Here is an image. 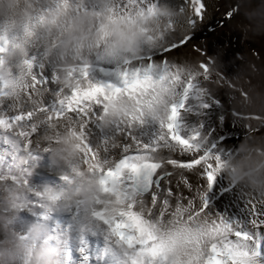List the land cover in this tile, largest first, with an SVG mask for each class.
I'll list each match as a JSON object with an SVG mask.
<instances>
[{"label":"snow or ice","instance_id":"obj_1","mask_svg":"<svg viewBox=\"0 0 264 264\" xmlns=\"http://www.w3.org/2000/svg\"><path fill=\"white\" fill-rule=\"evenodd\" d=\"M188 2V23L194 28L203 21L207 6L204 0ZM44 3L46 6L25 29L28 37L48 23L50 16L56 23L55 17L70 6L76 15L103 11L99 4L89 5L86 0ZM159 6V0H115L107 10L112 22H133L143 17L159 22ZM180 11H184L183 6ZM234 11L229 12V18ZM69 26L65 22L63 27L66 30ZM103 30L101 23L97 32ZM166 30H174L172 21H167ZM143 31L148 33L149 29ZM188 39L154 43L148 35L142 55L118 60L115 46L109 47L106 36L103 46L96 45L102 51L90 54L91 58L80 57L70 71L77 83L71 89L61 85L57 68L50 67L51 63L33 44V53L19 73L30 105L26 109L5 102L8 86L0 78V139L10 146V151L0 154V165L9 171L14 166L20 149L14 150L12 136L23 139L21 147L37 159L38 153L50 151V143L55 142L42 141L43 133L53 126L57 132L64 128L74 132L86 146L81 148L83 168L90 176H100L103 190L114 194L117 204L122 205L114 206L108 201L93 210L95 223L78 230V247L76 231L69 223L79 216L78 209L61 218L63 226L50 224L53 234L68 242L65 264H264V192L249 190L245 212L236 219L210 207L207 193L224 175L223 170L237 150L224 151L203 131V125L189 128L190 117H202L211 107L210 93L202 81L211 78L214 61L192 67L169 59L167 54ZM10 46L12 39L0 28V57ZM93 56L119 64L102 63L93 75ZM106 76L115 79L105 80ZM243 95L247 99L248 93ZM169 98L165 121L149 120V109ZM121 100L130 102L131 114L126 121H116L111 132H105L100 124L109 115V103ZM7 155H11L12 162H6ZM108 161L111 164L105 167L102 162ZM169 168L180 170L175 184L171 177L176 173ZM82 177L77 167L63 173L65 187L56 193H41L25 179L24 186L31 192L30 211L37 221H51L49 209L64 200V189L74 186L79 192ZM234 181L231 187L241 186ZM181 186L187 194L180 190ZM94 239L102 240L103 246L94 245ZM97 246L102 250L100 259L92 256ZM177 246L182 249L179 258L173 254Z\"/></svg>","mask_w":264,"mask_h":264},{"label":"rangeland","instance_id":"obj_2","mask_svg":"<svg viewBox=\"0 0 264 264\" xmlns=\"http://www.w3.org/2000/svg\"><path fill=\"white\" fill-rule=\"evenodd\" d=\"M86 2L89 5H100V0H86ZM167 3H169V0H159V5ZM204 3L207 6L204 19L202 22L198 21L194 28L189 26V18H185L183 20H180L181 22L179 21L178 24L174 26L173 31L168 32L166 30V22L164 29L165 34L160 38V42L156 41L154 36L150 34L149 30L148 34L146 35L141 54L129 55L123 58L117 56L116 58L118 60H123L130 56L142 55L145 45L146 43H148V35H151L153 37L154 43H179L186 37H190L187 43L175 48L173 51L168 53V58L178 63L190 65H198L201 62L209 63L210 61H214V70L212 72V75H217L224 81V83L220 84L222 88L227 89L229 87L230 89H237V94H232L231 96L229 95V99L227 101L221 96L220 92L214 90L213 86H211L210 83L205 82L204 84H207L208 86L203 85V87L207 90L208 93H210L211 107L205 111L202 117H190L188 120L189 128L195 129L200 125H203V131L208 134L213 139V141L217 143L224 151L237 150V155H235V157L230 161L239 160L241 158L240 148L242 143H247L253 146H264V0H204ZM32 5H35L36 11L34 15L29 16L28 11ZM44 6H46L44 0H22V3H18L15 6L10 3V0H0V23L5 24V27L3 28L5 30V34L10 39H12L11 47L16 48L18 45L23 46L21 54L24 56V59L21 61V71H23L24 69L25 59L29 58L33 53V44L44 54L47 61L51 63L50 67L53 66V63H56L58 64L57 68L62 67L60 66V64H65L70 61L79 62L80 57L91 58V55H95L98 51H102V49H99L97 51H89L84 55L80 54L77 51L66 59L61 51L62 40H46L42 36L38 35L40 29L37 30L34 35L27 37V33L25 31L26 28H23V30L19 32V34L21 33L23 37H27V39L23 37L20 38L18 33L16 35L13 34L12 31H17V29L13 28L10 19L12 20L14 17L13 22L17 20V16H20V20L22 19L23 21H26L28 19V21L26 22L27 27L30 25L33 18L39 14L40 9ZM176 8L178 9V7ZM242 9H245L244 14L246 18L245 20L239 19V21L244 25V37L239 41L240 34L233 29L231 31H227V37H223L222 31L226 30L234 21L240 18V16L243 14V12H241ZM233 10L235 11L233 12L231 18H229L228 14ZM161 22L162 21L160 20L158 23ZM29 40L32 43H29ZM223 42L224 44H222ZM92 62L93 75L96 74L97 66L102 63L112 64L113 66H118L119 64V62L117 61L106 60L103 57L95 56L92 57ZM0 68L2 67L0 66ZM236 71H238L239 74L235 73ZM9 76L10 75L8 73L2 75V77H4L5 79H7ZM69 78L70 80L67 83H61V85L66 89H71L77 86L76 81L72 79L71 76H69ZM104 79L114 80L115 78L112 76H107L104 77ZM245 92L248 93L247 99L243 95V93ZM238 98H244V101L247 100L245 105H236L235 100H237ZM168 102H170V98L168 101L162 99L159 107L155 109H149V111L147 112V118L149 120H154L156 123L165 121L166 104ZM28 105L29 104L26 103L23 109H26ZM109 105V115L105 117L100 124L101 128L105 132H111L112 125L116 121H126L128 119V116L131 114V106L129 101L121 100L118 104L110 102ZM22 107L20 105L19 109H22ZM247 111L253 113L248 114L246 113ZM113 112H118L119 115H113ZM228 117H231L229 121H232V125L229 126V129H227L226 127V121ZM216 127L220 128V130L216 129ZM57 147L58 146L50 147V151L49 153L47 152V155L49 156L50 154L52 156H55L54 152ZM74 156L75 149L70 158H68V156L66 155L65 158L55 157L58 159L57 162L60 166H65V164L67 165L69 163H72V158ZM171 171L176 172L177 170L172 169ZM2 177L3 175L0 177V181L4 180ZM13 178L21 179V177L17 175H13ZM29 182V184L33 187L41 188L42 183L39 184L38 182H34L31 180H29ZM234 182L237 183L236 181ZM47 188L49 187L47 186ZM50 188L49 189L51 191H56L53 190L52 186ZM232 188L233 187H231V185H228L223 189V193L229 192L230 190L233 191L234 188ZM241 196L242 192H240L234 199V206L236 208H238L239 204L243 201ZM100 203L101 201L97 200L95 206H92L90 210H95L100 205ZM7 204L0 203V210L4 211L5 205ZM13 205L19 206L20 204L13 203ZM32 207L31 192H29L27 199L22 203L23 213L26 215H30L31 217L33 215V212L30 211ZM4 221V226H1L3 225V223L2 221L0 222V237H2V241H4V244L5 242H7V244L5 246L2 244L3 242L0 241V247L5 246L4 251L9 253L6 258V263L0 264H12L14 252L10 253V246L15 245L13 244L15 242L13 239L16 238L18 242L25 235H23L22 230L12 232V235L6 230L7 228L11 229L12 225L10 226V224L17 225L19 220L11 222L7 219H4ZM33 224L35 227V233H37L38 236L41 237V230L38 228V226L44 227V223L42 222L41 225H38V222L35 223L33 221ZM22 239L24 241L25 238ZM64 242L65 244L61 246L62 253L67 251L68 248V242ZM93 244L95 245V243ZM27 246H29V242ZM178 247L179 246H177L176 249ZM181 250L182 249H180L177 256L180 255ZM101 251L102 250L99 249V246L94 248L92 250L94 258H101ZM35 253V250H33L32 256H34ZM24 254L27 255L26 253ZM77 259H79V256H77ZM23 264L32 263H26L24 261Z\"/></svg>","mask_w":264,"mask_h":264},{"label":"bare ground","instance_id":"obj_3","mask_svg":"<svg viewBox=\"0 0 264 264\" xmlns=\"http://www.w3.org/2000/svg\"><path fill=\"white\" fill-rule=\"evenodd\" d=\"M167 4L173 7L174 6L178 7V9L179 7L183 6L188 17L191 14V10H190L191 6L188 0H169V3ZM244 11L245 9H242L241 12H243V14L240 16V18L234 21L226 30L222 31L223 37H227V31H231L232 29L237 31L240 34L239 41L244 37V25L241 24L242 22L239 21V19L245 20L246 16L244 14L245 13ZM17 17H18L17 20L14 22H13L14 17L12 20L10 19V22L13 28L17 29V31L15 30L12 31L14 35H16L17 33L19 34V32L23 30V28H26V22L28 21V19L26 21H23L22 19L20 20L21 18L20 16H17ZM4 27H5V24L0 23V28L3 29ZM19 37L22 38L23 35L20 33ZM23 38H26V37H23ZM222 44H224V42ZM22 49H23V46L18 45L16 48H13L10 46L8 50L3 54V56L0 57V66L2 67L0 68V77L2 78L3 84L8 86V94H7V98L5 102L11 101V103L14 104L18 109L20 108V105L21 107L23 106L22 107L23 109L25 104L28 103L26 99V95H25V89L21 87V84L23 83V81L19 77V72L22 70L21 61L24 59V56L21 54ZM77 64L78 62L70 61L65 64H60V66L62 67L57 68L58 64L53 63V66H55L59 72L60 83H63V82L67 83L70 80L69 73L75 66H77ZM6 73L10 75L7 79L2 77V75ZM235 73L239 74L238 71H236ZM205 82L210 83V85L213 86L214 90L220 92L221 96L227 101L229 99V95L231 96L232 94H237V89L234 90V88L230 89L229 87L227 89L222 88L220 84L224 83V81L221 78H219L217 75H214V74L211 75L210 80L202 81V85L206 86L207 84H204ZM237 100H235L236 105L238 104L245 105V103L247 102V100L244 101V98H240V99L238 98ZM246 113L252 114L253 112L247 111ZM230 119L231 117H228L226 121L227 129H229L230 128L229 126L232 125V121H229ZM216 129L220 130V128L218 127H216ZM66 135L71 136L72 138V143L74 144V147L72 148V154L74 153V149H75V156L72 158L73 160L72 163H69L67 165L65 164V166L59 165V163L57 162L58 159L56 158L57 157L56 155H55L56 157L50 154L48 156L47 152L38 153L37 159L30 156L28 151L21 147L23 145V139L19 137L12 136L10 140V143L13 144L14 146V150L15 149H20V150L16 152L15 154L14 166L12 167L10 171L6 169L4 166L0 165V174H1L0 177L3 175L2 178L4 179L0 181V203L1 204L8 203L7 205H5L4 211L0 210V222L2 221L3 225L1 226H4V223H5L4 219H7L8 221H11V222L19 220L17 225L10 224V226L12 225L11 229L7 228L6 230L11 235H12V232L22 230L23 235L27 236V238L24 239V241L22 238L18 242L16 238H15L16 240L13 239L15 241L13 244L15 245L10 246V249H11L10 253L14 252L12 264H19V263L23 264L24 261L26 263H32V260L34 257L32 256L33 250H35L36 253L42 250H51L56 253L57 264H65L64 257L67 251L62 253L61 246L65 244L64 241L66 240L62 237L55 236L52 232L50 224L54 222L56 224L63 226V221L61 220V218L72 215L78 209L79 216L76 218H73V220L69 222L73 226L74 230L76 231L75 242L78 247V242H79L78 230L81 227L89 228L95 223L92 219V215H91L92 212H90L92 211L90 210L92 206L87 204L85 201H79L75 204H72V203L65 202V200H63L58 206H55L49 209V213L52 216V220L44 221L43 222L44 227L38 226V228L41 230L40 232L41 237H39L38 234L35 233L34 231L35 227H34L33 221L35 223L38 222L36 217L34 215L30 217V215L24 214L22 210V203L23 201L27 199L28 194L30 192L29 189L24 186L23 182L25 179H27L28 181L31 180L34 182H38L39 184L42 183L41 188L34 187L41 193L47 190L49 192L56 193V192H59L61 188L65 187L64 182L62 180L63 173L69 172L73 167L79 168L83 172V177L85 173L88 174L87 169H84L83 166L80 164V161L82 159L81 148H84L86 146L83 144L82 139L79 138L74 132L64 129V128H61L57 132L56 128L53 126L43 133L42 141L44 142L55 141V142L50 143V147L59 146L62 144L63 138ZM6 150L10 151V146L5 145L3 140L0 139V154H4ZM65 155L68 156V158H70L71 156V155H68L67 153H65ZM6 162H12L11 155L6 156ZM102 163L104 164L105 167H108L110 166L111 161H108L106 163L102 162ZM168 170L171 171L172 169L169 168ZM176 170H177L175 172L176 174H174L171 177L174 184L177 182L178 174L180 173L179 169H176ZM13 175L20 176L21 179H15L13 178ZM94 176L100 177L98 175H94ZM192 179L195 180V177H192ZM100 180H101V177H100ZM230 182H232V180H228L225 174L222 175L221 177L217 179L215 187L211 188L208 191L207 195L210 201V207L214 212H217L221 214L222 216H227V217L236 219V218L241 217L245 212L246 191L248 192L249 190H252V191H255V190H253L252 188H249V186L245 183H236V184H241V186L233 187L234 188L233 191L230 190L229 192L223 193V189L227 187L228 185H230ZM45 185H47L49 188L52 186L53 190H56V191H51L50 190L51 188L49 189ZM242 185H246L247 188H243ZM68 189L69 188L64 189V194L66 193ZM175 190L176 189L173 188V191ZM180 190L184 191L185 194H187V190L184 189L182 186ZM240 192H242L241 197L243 201L239 204L238 208H236L234 206V199ZM108 193L111 194V198L106 201L101 202L100 205L96 209H99L103 204L107 203L108 201H112L114 206H122L120 204H117V197L114 194H112L111 192H108ZM13 203L20 204V205L15 206L13 205ZM41 223L42 222H38V225H41ZM0 241H2V237H0ZM2 242H3L2 244L6 246L7 242H5V244H4V241ZM28 242H29V246H27ZM93 243L95 244L99 243L101 246H103L102 240L94 239ZM5 246L0 247V252L3 253V255L0 256V263H6V258L9 253V252L4 251ZM180 249L181 247L179 246L173 253L177 258H179L177 254L179 253ZM63 251H64V248H63ZM24 253H26L27 255H25ZM92 256L94 257L93 253H92Z\"/></svg>","mask_w":264,"mask_h":264},{"label":"clouds","instance_id":"obj_4","mask_svg":"<svg viewBox=\"0 0 264 264\" xmlns=\"http://www.w3.org/2000/svg\"><path fill=\"white\" fill-rule=\"evenodd\" d=\"M15 6L22 3V0H10ZM115 0H100L101 12H88L76 15L70 6L67 11L60 13L56 18V23H52L54 17L50 16L49 22L40 30L38 35L46 40H62L61 51L67 59L73 53L79 52L84 55L89 51H97V43L101 46L107 43L109 47L115 46L117 56L123 58L129 55H139L143 50V44L146 35L143 29H149L150 34L154 36L157 42L165 34V23L172 21L176 26L181 19L189 18L186 11L178 10L169 4L160 5L157 15L161 18V23L153 17L139 18L133 22H112L110 12L107 10L110 5H114ZM35 5L29 8L28 15L35 14ZM70 26L65 30L64 23ZM103 23L104 30L97 32L99 24ZM62 34V35H61ZM195 67V65H190ZM113 115H119L113 112ZM71 136L66 135L63 142L54 152L59 158H65V153L72 154ZM241 158L239 160L229 161L224 174L228 180H235L237 183H245L250 188L258 192H264V146H253L242 143L240 148ZM235 170V171H233ZM83 188L79 192L75 187H69L64 195L65 202L75 204L79 201H85L91 206H95L96 201H106L111 198V194L105 192L100 185V177L90 176L85 173L81 178ZM3 253L0 252V256ZM32 264H57L56 253L51 250H42L34 254Z\"/></svg>","mask_w":264,"mask_h":264},{"label":"trees","instance_id":"obj_5","mask_svg":"<svg viewBox=\"0 0 264 264\" xmlns=\"http://www.w3.org/2000/svg\"><path fill=\"white\" fill-rule=\"evenodd\" d=\"M107 77V76H106Z\"/></svg>","mask_w":264,"mask_h":264}]
</instances>
